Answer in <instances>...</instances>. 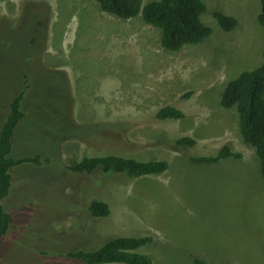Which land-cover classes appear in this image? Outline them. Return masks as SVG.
<instances>
[{
	"label": "rangeland",
	"instance_id": "rangeland-1",
	"mask_svg": "<svg viewBox=\"0 0 264 264\" xmlns=\"http://www.w3.org/2000/svg\"><path fill=\"white\" fill-rule=\"evenodd\" d=\"M203 2L211 35L171 52L141 16L119 19L94 0H0V126L25 91L12 157H38L12 170L0 264H84L67 254L117 237L150 238L137 252L152 264H264L260 161L243 142L236 107L220 103L229 82L261 66L262 4ZM216 12L236 29L222 30ZM230 69L239 76L227 78ZM165 107L184 118L154 120ZM186 137L197 144H175ZM227 145L243 158L191 161ZM108 155L169 167L139 178L70 170ZM93 201L109 204L110 215L91 216Z\"/></svg>",
	"mask_w": 264,
	"mask_h": 264
},
{
	"label": "trees",
	"instance_id": "trees-1",
	"mask_svg": "<svg viewBox=\"0 0 264 264\" xmlns=\"http://www.w3.org/2000/svg\"><path fill=\"white\" fill-rule=\"evenodd\" d=\"M100 9L122 20L141 16L143 21L162 32L161 43L164 49L178 52L190 44H198L206 39L212 30L202 20L207 7L203 0H155L144 5L143 0H94ZM258 20L264 30V0ZM34 17V16H32ZM37 22L40 20L38 15ZM220 28L233 31L237 20L221 12L214 14ZM31 18V17H30ZM35 23L36 20H34ZM35 27V26H34ZM190 94V93H189ZM189 94L184 98H188ZM25 91H18L9 102V112L0 126V239L10 228V214L5 210L4 200L12 187V170L26 162H38V157L16 159L12 157L13 138L20 122L26 117L23 111ZM221 105L226 109L236 107L239 115L240 134L243 142L254 148L260 161L264 180V50L261 66L242 73L239 78L228 83L221 97ZM182 119L183 112L173 107H165L155 114L154 120ZM177 146H194L192 138H181ZM241 159L243 155L234 152L230 146L223 147L214 157H193L196 163L218 164L220 160ZM169 165L166 161L140 162L131 158L108 155L91 157L70 167L74 174L91 175L96 171L104 174L123 175L139 178L164 173ZM91 216L107 217L111 213L109 204L93 201L89 206ZM150 238L117 237L105 243L100 249L67 254L68 258L82 261L84 264H152L147 254L138 251L149 244ZM195 264H207L195 259Z\"/></svg>",
	"mask_w": 264,
	"mask_h": 264
},
{
	"label": "crops",
	"instance_id": "crops-1",
	"mask_svg": "<svg viewBox=\"0 0 264 264\" xmlns=\"http://www.w3.org/2000/svg\"><path fill=\"white\" fill-rule=\"evenodd\" d=\"M231 74H234V76H239L238 75V73L237 72H235V70H232V69H230V71L228 72V74H227V78H230V77H232L231 76ZM222 106V105H221ZM223 107V106H222ZM224 108V107H223ZM226 109V108H225ZM128 141V140H127ZM196 141V140H195ZM196 144H197V142H196ZM140 146H142V145H140ZM193 158V157H192ZM238 160H241V159H238ZM191 161H192V159H191ZM193 162V161H192ZM224 162H227L226 160H220L219 162H217L218 164H222V163H224ZM194 163H196V162H194Z\"/></svg>",
	"mask_w": 264,
	"mask_h": 264
},
{
	"label": "clouds",
	"instance_id": "clouds-1",
	"mask_svg": "<svg viewBox=\"0 0 264 264\" xmlns=\"http://www.w3.org/2000/svg\"><path fill=\"white\" fill-rule=\"evenodd\" d=\"M216 21H217V20H216ZM237 22H238V21H237ZM217 23H218V22H217ZM218 25H219V24H218ZM219 26H220V25H219ZM221 29H222V28H221ZM222 30H223V29H222ZM234 30H235V29H234ZM234 30H233V31H234ZM225 32H227V31H225ZM229 32H231V31H229ZM210 35H211V34H210ZM210 35H209V36H210ZM200 43H201V42H200ZM198 44H199V43H198ZM190 45H192V44H190ZM183 48H184V47H183ZM183 48H182V49H183ZM180 50H181V49H180ZM180 50H179V51H180ZM67 77H68V76H67Z\"/></svg>",
	"mask_w": 264,
	"mask_h": 264
},
{
	"label": "bare ground",
	"instance_id": "bare-ground-1",
	"mask_svg": "<svg viewBox=\"0 0 264 264\" xmlns=\"http://www.w3.org/2000/svg\"><path fill=\"white\" fill-rule=\"evenodd\" d=\"M21 1V0H20ZM30 1V0H29ZM14 3V2H13ZM17 5V4H16ZM9 14V13H8ZM181 58V57H180ZM182 62V61H181ZM109 92V91H108ZM116 92V91H115ZM123 101V100H122ZM123 103V102H122ZM198 108V107H197ZM118 224V223H117ZM129 226V225H128Z\"/></svg>",
	"mask_w": 264,
	"mask_h": 264
}]
</instances>
